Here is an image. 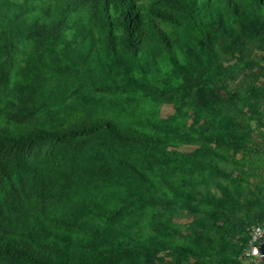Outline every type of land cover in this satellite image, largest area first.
<instances>
[{
    "label": "trees",
    "instance_id": "trees-1",
    "mask_svg": "<svg viewBox=\"0 0 264 264\" xmlns=\"http://www.w3.org/2000/svg\"><path fill=\"white\" fill-rule=\"evenodd\" d=\"M255 213L264 0H0V264H155L195 253L163 221L217 240Z\"/></svg>",
    "mask_w": 264,
    "mask_h": 264
},
{
    "label": "rangeland",
    "instance_id": "rangeland-1",
    "mask_svg": "<svg viewBox=\"0 0 264 264\" xmlns=\"http://www.w3.org/2000/svg\"><path fill=\"white\" fill-rule=\"evenodd\" d=\"M157 111L159 115L165 119L168 118L171 114L174 113V109L171 103L162 102L158 104ZM197 111L198 113H202L207 117H211V113L208 110L202 109L200 107H191L188 112ZM249 130L254 127L253 121L248 123ZM179 148L183 151L192 150L194 147L181 145ZM224 153L229 156H233L234 158L241 159L238 153H234L233 151H229L226 148H222ZM98 156H93L92 159H97ZM245 159V157L243 158ZM116 168H109L108 176H117ZM203 176L200 172L194 174V177H207ZM120 182L128 186L129 191L132 194L143 195L145 192L140 185L139 179L134 175H122ZM131 183V184H129ZM222 184H225V179L221 180ZM216 202L220 205H223L222 198L220 194H216ZM255 219L250 223H243L242 230L237 233L235 237L227 238V239H212V232L207 231V226L202 224L201 222H197L195 220H165L162 222L165 226H177V232L175 236L168 237V240L177 244H182L190 249H192L195 253L194 255H198L199 259L194 257V255H181V254H173L169 250L160 251H145L140 252L141 258L145 262L152 261L155 264H158L160 260L169 261L174 258L176 261H181V264H244L243 252H244V233L250 228L252 225L258 223V219H260V215L255 213ZM236 222V221H234ZM242 222H245L242 220ZM237 223V222H236ZM200 225L204 228V231L201 235L194 233V229L191 227L192 225ZM212 231L215 230L212 228ZM187 234H190L191 238L186 237ZM167 239V238H166ZM160 248V247H159ZM206 260V262H205ZM130 264V263H129ZM163 264V263H162Z\"/></svg>",
    "mask_w": 264,
    "mask_h": 264
},
{
    "label": "built area",
    "instance_id": "built-area-1",
    "mask_svg": "<svg viewBox=\"0 0 264 264\" xmlns=\"http://www.w3.org/2000/svg\"><path fill=\"white\" fill-rule=\"evenodd\" d=\"M264 233L262 224L252 225L247 230L246 244L243 252L244 264H262L258 242Z\"/></svg>",
    "mask_w": 264,
    "mask_h": 264
},
{
    "label": "water",
    "instance_id": "water-1",
    "mask_svg": "<svg viewBox=\"0 0 264 264\" xmlns=\"http://www.w3.org/2000/svg\"><path fill=\"white\" fill-rule=\"evenodd\" d=\"M258 247H259L260 255H261V258H262V261L264 264V254H261V253H264V233L262 234V236L259 239Z\"/></svg>",
    "mask_w": 264,
    "mask_h": 264
},
{
    "label": "clouds",
    "instance_id": "clouds-1",
    "mask_svg": "<svg viewBox=\"0 0 264 264\" xmlns=\"http://www.w3.org/2000/svg\"><path fill=\"white\" fill-rule=\"evenodd\" d=\"M261 254H264V253H261Z\"/></svg>",
    "mask_w": 264,
    "mask_h": 264
}]
</instances>
